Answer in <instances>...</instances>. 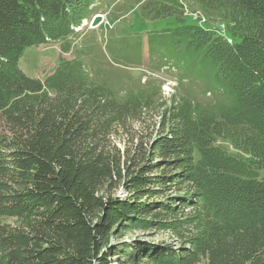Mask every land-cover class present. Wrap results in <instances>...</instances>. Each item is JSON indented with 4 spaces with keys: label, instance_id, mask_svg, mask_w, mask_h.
<instances>
[{
    "label": "trees",
    "instance_id": "trees-1",
    "mask_svg": "<svg viewBox=\"0 0 264 264\" xmlns=\"http://www.w3.org/2000/svg\"><path fill=\"white\" fill-rule=\"evenodd\" d=\"M195 1L239 41L180 19L179 0L138 5L177 22L150 33L154 69L203 81L213 101L93 76L85 47L31 77L25 49L69 52L95 0H0V264H264V0ZM143 47L110 46L128 64ZM130 226L180 244L125 240Z\"/></svg>",
    "mask_w": 264,
    "mask_h": 264
},
{
    "label": "rangeland",
    "instance_id": "rangeland-1",
    "mask_svg": "<svg viewBox=\"0 0 264 264\" xmlns=\"http://www.w3.org/2000/svg\"><path fill=\"white\" fill-rule=\"evenodd\" d=\"M139 0H95L91 6L90 14L87 20L78 28V35L73 37V46L69 52H64L60 41L49 42L39 46H31L25 49L19 61L21 69L29 76L44 80L51 74L59 63L60 57L65 59H74L77 56H83L79 50L84 48L90 53V56H84L83 60L88 71L93 76L106 77L112 81L137 82L138 77L143 76L142 82L145 83L149 76L153 78V83L162 84V91L165 99H170L174 94L181 96L191 93L204 101H213L218 96L213 92H206L203 81H189L184 78L180 83L181 70L174 67L164 66L161 69H154L157 65V59H150L148 53V38L150 33L163 30L177 25L174 18H160L155 20L145 19L139 11ZM182 4L180 19L189 18L191 21L208 28L216 29L230 43L232 39L239 41V37L231 34L227 25H233L222 18L210 17L196 6L195 0H179ZM102 16V21L95 27L92 22L97 16ZM125 41L131 46L143 41L142 61L135 64H127L124 60L115 56L117 44H125ZM91 49H89V47ZM114 48L111 51V48ZM93 47V48H92ZM88 48V49H87ZM116 48V49H115ZM130 65V67H128ZM154 70V71H153ZM153 71V72H152ZM152 126V122L150 123ZM144 128V129H143ZM140 128L148 131L147 127ZM120 146H123L120 143ZM119 191L118 194L125 195ZM8 221L14 222L13 219ZM125 235L123 238L130 241H145L156 244L174 245L180 244V240L174 236L171 231L159 227H123L121 229ZM123 238L121 240H123ZM118 240H115L116 243ZM114 264H121L120 261H114Z\"/></svg>",
    "mask_w": 264,
    "mask_h": 264
},
{
    "label": "water",
    "instance_id": "water-1",
    "mask_svg": "<svg viewBox=\"0 0 264 264\" xmlns=\"http://www.w3.org/2000/svg\"><path fill=\"white\" fill-rule=\"evenodd\" d=\"M102 21V16H97L95 20L93 21V26H97Z\"/></svg>",
    "mask_w": 264,
    "mask_h": 264
}]
</instances>
